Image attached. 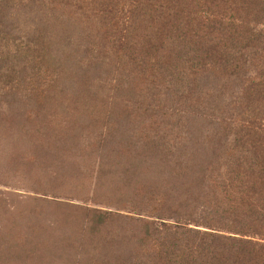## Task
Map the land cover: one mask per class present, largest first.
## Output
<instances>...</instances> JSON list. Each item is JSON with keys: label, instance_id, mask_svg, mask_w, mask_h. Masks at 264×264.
<instances>
[{"label": "rangeland", "instance_id": "rangeland-1", "mask_svg": "<svg viewBox=\"0 0 264 264\" xmlns=\"http://www.w3.org/2000/svg\"><path fill=\"white\" fill-rule=\"evenodd\" d=\"M160 2L0 0V264H248L233 240L262 243L233 232L250 185L222 182L264 111V40L205 52L198 21L260 32L264 0Z\"/></svg>", "mask_w": 264, "mask_h": 264}, {"label": "trees", "instance_id": "trees-1", "mask_svg": "<svg viewBox=\"0 0 264 264\" xmlns=\"http://www.w3.org/2000/svg\"><path fill=\"white\" fill-rule=\"evenodd\" d=\"M151 1L153 5L146 4V7L156 9L158 5L160 9L163 6L161 5L163 2H160V0ZM196 6L198 7L199 5ZM205 7L206 10L203 12L205 16L198 21L199 30L202 34V38L200 39H205L201 41L200 45L202 48L206 44L209 46L205 52H215L219 47H223V45L234 40L237 36L242 38L246 43L253 41L250 46L256 44L259 48V43H262L261 39L264 40V30L257 32V30L249 28V23L245 25L241 23L237 24L234 21L235 17L233 15L219 12L215 14L210 11L208 6ZM257 26L255 24V28ZM242 39L239 40L243 41ZM258 48L254 51L257 52ZM258 86L259 84L255 85L251 88V91L254 90L257 92L259 88L255 87ZM258 96H260V93ZM261 98L264 99V96L262 95ZM246 114L247 117L242 119L243 124L239 127L242 136H238L235 139L236 144L233 145L238 149V153L236 155L232 153L226 155L225 159L227 162L233 164L234 167L225 171L222 183H226V187L238 189L245 187L247 184L250 185L248 187L249 190L244 196L248 198L246 208L253 207L252 205L256 203L257 209L259 210L251 208L254 213H244L241 218L243 222L238 223V227H235L237 229H233V232L239 235V237H248L247 234L256 236L262 243L254 242L251 239L245 240V238L233 241H237L238 243L237 246L239 248L236 249L238 256L244 255L242 256V260H247L249 262L248 264H264V206L262 205L264 204V111L257 110L255 107ZM258 202L262 203L261 206L258 205ZM235 208L238 210V207ZM173 220L177 222V220H185V217L176 215ZM235 221L238 222L237 220ZM201 224L212 226L211 223ZM163 229H165L164 226ZM175 229L180 228L177 227ZM153 232L159 234L158 228H154Z\"/></svg>", "mask_w": 264, "mask_h": 264}]
</instances>
